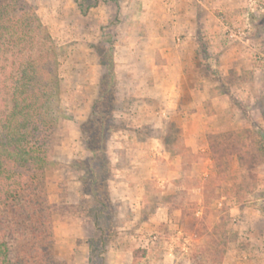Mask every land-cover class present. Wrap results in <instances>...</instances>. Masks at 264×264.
Here are the masks:
<instances>
[{
    "label": "rangeland",
    "instance_id": "obj_1",
    "mask_svg": "<svg viewBox=\"0 0 264 264\" xmlns=\"http://www.w3.org/2000/svg\"><path fill=\"white\" fill-rule=\"evenodd\" d=\"M24 1L58 49L61 112L50 224L0 210L10 264L37 245L29 264H264V12L252 5L264 0ZM110 56L113 79L100 64ZM12 59L0 54V67ZM168 76L166 104L154 79ZM215 136L234 145L219 162Z\"/></svg>",
    "mask_w": 264,
    "mask_h": 264
},
{
    "label": "trees",
    "instance_id": "obj_2",
    "mask_svg": "<svg viewBox=\"0 0 264 264\" xmlns=\"http://www.w3.org/2000/svg\"><path fill=\"white\" fill-rule=\"evenodd\" d=\"M57 50L32 5L24 0H0V54L5 52L16 58L7 66L0 67L2 71L10 70L4 82H0L4 90L0 98V210L6 207L7 212L13 215L11 219L21 218L31 227H37L40 222L41 227L50 224L44 175L56 140L61 112ZM8 60L5 59L6 62ZM100 64L106 65L113 79L112 56L107 63L100 58ZM227 136L228 140L224 141L236 135L230 133ZM259 136L264 146L261 132ZM217 139L218 136H215L209 143L214 162L221 161L234 146L230 143L222 146L216 142ZM218 145L222 148L217 151ZM87 146L90 147L89 144ZM89 149L95 152L103 150V147ZM217 153L220 154L218 158ZM217 167L219 165L215 163L214 169ZM90 169L95 176L94 169ZM94 193L90 195L95 197ZM98 203L100 211L109 208L107 202ZM19 211L21 213L16 214ZM31 227L25 236L32 238L40 234ZM12 246L11 243L0 242V264H10ZM38 246H34L25 259L19 258L16 264H29L30 255L35 259V255L42 250L41 245ZM51 247L49 245L45 250L50 257Z\"/></svg>",
    "mask_w": 264,
    "mask_h": 264
},
{
    "label": "crops",
    "instance_id": "obj_3",
    "mask_svg": "<svg viewBox=\"0 0 264 264\" xmlns=\"http://www.w3.org/2000/svg\"><path fill=\"white\" fill-rule=\"evenodd\" d=\"M193 46V44H190V45H187L186 47H185V53H186V57H188V59H190V57H192L193 55V48H194V50H195V48L196 47H192ZM189 48H190V50H189ZM192 50V51H191ZM191 51V52H190ZM164 68H167V67H169L168 65H167V67H165V66H163ZM158 79V80H157ZM155 80H157V81H160V82H162L161 83V85H163L164 83L168 86V87H166V88H164V89H162L161 91H158V94H160V96H162L161 98L165 101V103L166 104H168V101H169V99H170V97H171V95H172V87H174V85H175V81H174V77H172V76H168V77H164V78H161V79H159V78H156V79H154V81ZM156 81V82H157ZM170 86V87H169ZM159 92H161V93H159ZM202 100V98H200V101ZM167 106H170V105H167ZM195 106V103L194 104H192V107H194ZM160 113H162L163 114V116L165 115L164 113V111H160ZM199 127H198V129L201 127V123H199V125H198ZM157 128V126L156 125H154V128ZM168 126L166 125V127L165 128H167ZM189 127V126H188ZM192 128H197V126H192ZM157 142H160V140L158 139V138H154V143H157ZM157 156V155H156ZM154 158H155V155H154ZM157 164V163H156ZM156 164H155V159H154V176L156 177H158V174H155V170H156ZM108 195H109V198H111V197H113V196H116V200H117V198L118 199H120V198H125V196H123V197H121V195H120V193H122L123 194V192L124 191H120V189L119 188H117V189H115V187H111V185H109L108 187ZM124 194H125V192H124ZM161 221H163L164 219L162 218V219H160Z\"/></svg>",
    "mask_w": 264,
    "mask_h": 264
},
{
    "label": "built area",
    "instance_id": "obj_4",
    "mask_svg": "<svg viewBox=\"0 0 264 264\" xmlns=\"http://www.w3.org/2000/svg\"><path fill=\"white\" fill-rule=\"evenodd\" d=\"M252 1V0H249V2ZM252 5L254 6V10L253 11H256L258 13H263L264 12V5L263 4H259V3H256L255 1L252 3Z\"/></svg>",
    "mask_w": 264,
    "mask_h": 264
},
{
    "label": "water",
    "instance_id": "obj_5",
    "mask_svg": "<svg viewBox=\"0 0 264 264\" xmlns=\"http://www.w3.org/2000/svg\"><path fill=\"white\" fill-rule=\"evenodd\" d=\"M261 137H262V139H263V142H264V135H263V134H261Z\"/></svg>",
    "mask_w": 264,
    "mask_h": 264
}]
</instances>
